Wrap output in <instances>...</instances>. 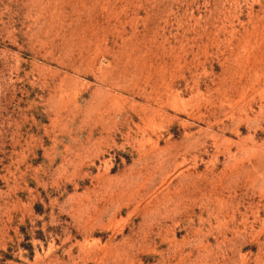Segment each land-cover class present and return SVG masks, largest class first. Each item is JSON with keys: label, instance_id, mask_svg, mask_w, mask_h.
I'll list each match as a JSON object with an SVG mask.
<instances>
[{"label": "rangeland", "instance_id": "obj_1", "mask_svg": "<svg viewBox=\"0 0 264 264\" xmlns=\"http://www.w3.org/2000/svg\"><path fill=\"white\" fill-rule=\"evenodd\" d=\"M0 264H264V0H0Z\"/></svg>", "mask_w": 264, "mask_h": 264}]
</instances>
